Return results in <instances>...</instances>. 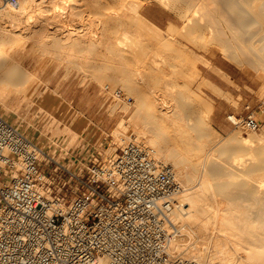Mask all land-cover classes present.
<instances>
[{
    "label": "rangeland",
    "instance_id": "obj_1",
    "mask_svg": "<svg viewBox=\"0 0 264 264\" xmlns=\"http://www.w3.org/2000/svg\"><path fill=\"white\" fill-rule=\"evenodd\" d=\"M37 1L40 4H38ZM54 1L55 3H53L52 0H35V2L31 1L33 4H31V2L28 4L36 7L35 3H37V7H40L41 9L43 7L44 10L46 7V14L48 17H51L54 13L53 8L55 10L58 2H60L58 0ZM71 1L72 0L69 2L66 1L65 4L63 3V6L68 8V6L71 5ZM74 2L71 6L74 11H70L71 13L69 16L67 15L65 19L64 16H62L63 19L60 17V20L58 17V19L54 18V25L49 26L50 28L48 27V32L50 30L48 38H50L49 40L46 38L47 41L44 43V48L39 47L40 45L37 44L38 42L35 40V36H29V39L27 37V39L25 37L23 38V35L19 30L20 28H15L14 30V27L16 26H11L12 24L10 21L0 20V27L8 29H6L7 38L9 40L8 45H10L8 54H10L11 57H14L22 66L32 73L35 78L33 77L34 79H32L31 84L33 86L38 84V86H36V94L33 100L29 101L22 94L14 93H12L9 98L2 99L0 101V116L38 146H54V142L59 143L60 141H63L65 137L66 141L70 139L68 146L72 144V141H75L77 137L78 139L83 137L84 139L89 138L91 140L102 138L107 140L103 151H106L108 147L107 145H111L110 147L112 151H114L112 154L114 155L116 153L115 151L123 148L127 144L126 142L130 139L135 140L137 139V136L139 137L137 141L141 138L144 139L145 136L151 135V131H155L157 126H154V120L152 118L145 120L140 114L132 115L135 110V97L128 93L126 87L121 85L120 79L116 78V80L111 83L106 82L103 79L102 72L97 70L98 68L109 66L106 72L110 76L115 74L117 70L126 68L133 72L129 77L138 81L143 89H151L155 92V99L158 104H162L163 101H166L167 104L169 103L172 105L173 103H177V105H180V107L183 108L186 104L188 105L191 103L190 108L192 107V113L194 116H197L200 108L206 101H209L212 104V111L207 119V127L204 129V132H202L203 139L194 132H191L190 128L186 129V132H180L182 135H179V130L176 129L177 125L171 127L168 125L167 121H164L166 119L158 118L156 123L163 126L168 125V128L165 127L164 132L170 141H176V148L178 146L177 149L180 150V153H178L176 157L178 156L182 161L190 158L193 162H198V165L200 164L199 175L202 174L203 177L205 176L204 180H207L206 182L207 184L209 183L210 187L212 186V189L208 187L210 190L208 192L213 196V200L215 199L217 207L220 202L223 201L236 209V215H238L237 219L238 217H241L238 219L239 224H243L244 226L240 225V228L243 227L244 229L246 224L247 226L250 225L248 228H252L255 226L256 222L262 224L263 221L257 220L252 211L255 202L252 201V199L249 201V198L246 199L247 197L244 198V193H241L242 188L241 190H236L237 188H234L237 186L239 189V184L242 179L246 178V176L243 177L244 174L242 175V172L244 173L243 167H246L248 164V166H250V162L252 163V161H254L253 159H250L251 156L254 155H251L250 152L247 151V149H251L252 146L247 149L245 147L244 149L243 147H240V149L238 145H234L235 147H228V149H225L222 152H217L218 154L213 152L210 156L209 153L211 152L209 150L213 148L214 145H219L224 142V139H227L230 135H236L238 137L240 136V138L248 139L250 135H264V131L242 132L235 129L227 119L225 129L223 131L219 130L212 123L211 116L216 103L214 98L209 94L211 85L206 83L205 78L214 79L216 81L218 79L212 74V68L210 69L208 67V60H210L211 65L212 62L216 64H226L233 72H238L239 70L243 71L248 76L247 78L250 80L252 86L255 89L259 88V91L255 92L258 96L257 101L252 103L250 99H247L243 104L249 103L252 106H255L260 101L264 102L263 63L260 65L252 63L254 62L253 60L256 59L254 54L247 55L240 54V52L239 54H233L236 56L237 61L226 58L221 51L224 48V44L221 43V40L226 38V34H218L217 32H214V34L207 36L206 31L202 32V30H196L201 34L199 36L196 34L194 35L193 31L195 28L191 23H186V21H184L183 16L185 13L183 9L181 10L178 3L173 4V2H175L173 0L168 3L167 1L164 2V0H74ZM28 4L26 3V6H30ZM43 12H46V10ZM142 16L146 17L149 22L143 21ZM119 17L122 19L120 20ZM20 19L22 21L20 25L24 24L26 15L22 13ZM43 22L46 23V21ZM99 22L103 27L102 29H105V27L108 28L106 33H109L106 35L104 32V39L106 38L105 42L107 39H115L117 36L114 34L116 27L117 30H119L121 26H125L126 28L129 27V29H131L132 32L127 28V32L131 33L129 36L130 39L132 38V43L129 44L127 51L122 53L123 58L114 55L110 56L109 54L111 53L100 48L93 49L91 52L82 51L75 46L70 47L71 50L67 49V47L71 46L69 45L70 43L65 42L66 38L63 39L67 36L65 34L67 31L70 29L75 31V35L72 38H90L93 37V32L98 29L97 24ZM116 23L118 26H116ZM151 23H154L160 29L155 31ZM59 26L60 31L58 32L56 30V33L55 29L58 27L59 30ZM66 27L68 29H66ZM63 29H65L66 32L63 31ZM112 29L114 30L113 32ZM53 30L55 33L52 32ZM60 33L61 35H59ZM192 34L196 37L191 38L194 37ZM200 46L202 47L200 48ZM225 49L227 51H232L231 48L229 50L226 46ZM84 54H93V57L96 58H94L95 60L93 61H90L91 58H88L87 61V58L85 59V56H83ZM261 55L260 58L264 57V54L263 56ZM79 61L86 64L82 67H78L76 62ZM89 62H91L92 65L91 63L88 64ZM143 63H148L149 65L143 66ZM95 67L98 68L96 69ZM215 69L216 68L213 67L212 71ZM215 71L216 73H219L217 72L218 69ZM136 72L138 73L136 74ZM105 84H108L107 88H105ZM2 88L3 86L0 87V92L3 90ZM114 90L122 91L125 96L130 98V102H126L121 99V97L115 96L113 94ZM2 96H0V99ZM220 96L226 99L230 106L234 107V109H236L235 111H237L238 100L240 97L235 98L225 94H220ZM149 98L151 101L155 102L154 96L153 98L152 96ZM227 114L228 113L225 114V117ZM121 121L124 125L123 128L125 129H123V132H125L124 135H126L125 137L127 138L124 137L126 141L123 142V144L121 141H119V144L116 139L117 137L112 133L113 130L119 129L116 128V126H118L117 123H120ZM193 121H191V123ZM190 134H192V136H190ZM248 143L251 145L253 143L254 145V142L252 141ZM241 154H243V160L241 159ZM249 155H251L249 157L250 160H246L245 158H248ZM244 160L246 162H244ZM167 162L171 163V161ZM216 164L222 166L223 172L228 174L224 173V176L227 181L229 180V186H234L233 188L231 187V190L233 189L234 192L233 190L231 191L233 193H231L230 200L228 201L221 197L216 198V196H218L217 188L212 182L213 180L211 177L208 176L212 171V166ZM171 165L173 166V169H177L172 163ZM237 166H240L241 168H238ZM182 169L183 171H187L189 166L184 165L182 166ZM224 169L226 171H224ZM208 170L209 173H207ZM257 173H251V177L257 176ZM226 176L227 178L229 176V178L227 179ZM206 177L208 178L205 179ZM198 181L199 179H195L187 185H183L182 188L184 187L185 191L195 188L198 185ZM188 187L190 188L186 190ZM250 210L253 213H251ZM183 227H178L184 230L180 231V229L179 235L175 237L173 241L180 247L174 249L177 255H180V252L184 254L186 251L185 249L191 248L193 244H196L197 242L196 237L193 236L192 232H188L189 230L185 231L186 227ZM202 247H204V245H202ZM205 254L204 250L201 264H205ZM217 261L218 260L216 259L215 264L219 263H217Z\"/></svg>",
    "mask_w": 264,
    "mask_h": 264
},
{
    "label": "built area",
    "instance_id": "obj_2",
    "mask_svg": "<svg viewBox=\"0 0 264 264\" xmlns=\"http://www.w3.org/2000/svg\"><path fill=\"white\" fill-rule=\"evenodd\" d=\"M226 119L264 131V102ZM69 141L38 146L0 116V264H201L171 247L182 186L170 164L136 142L105 158L106 139Z\"/></svg>",
    "mask_w": 264,
    "mask_h": 264
},
{
    "label": "bare ground",
    "instance_id": "obj_3",
    "mask_svg": "<svg viewBox=\"0 0 264 264\" xmlns=\"http://www.w3.org/2000/svg\"><path fill=\"white\" fill-rule=\"evenodd\" d=\"M31 1L35 2V0H18L16 3H11L9 1L4 2L2 5H0V20L10 21V23L12 24L11 26L13 25L16 26V27L13 26L14 30L15 28L18 29L20 28L19 30L22 33L23 38L24 37L28 38L29 36L31 37L32 35L33 37L35 36V40H37L38 43L35 42L34 40L33 41L39 44L40 45L39 47L41 48L44 46V43L47 41V39L49 40L50 38V37L48 38L50 32V30L48 32V27L54 25L55 22L54 18L58 17L60 20L61 18L63 19L62 16H64V19L66 18L67 15L69 16V14L71 13L70 11H74L71 8L74 0L70 2L71 5L68 6V8L64 7L63 5L66 3V1L69 2L70 0H58L60 2L56 1L58 2V5L56 6L55 10L53 8L54 13L52 12L53 14L51 17H48V15L46 14L47 13L46 7H45L46 12H43L45 11L43 7L42 9L40 7H37L38 4H40L38 1H37L38 4L35 3L36 7L28 4ZM165 1H167V3L172 2V0H164V2ZM173 1H175L173 2V4L178 3L181 10L183 9L185 13L183 16L184 21H186V23H191V25L195 28L193 31L194 33L192 32L194 35L196 34L197 36H199L201 34L196 30H200V31L202 30V32L206 31L207 36L214 34V32H217L218 34H222V33L226 34V38L221 40V43L224 44V46L222 44V46L224 47L223 49L225 50L224 51L222 49L221 51L226 58L233 61H237L236 56H234L233 54H239V52L240 54H247V55L254 54L256 59L253 60L254 62L252 63L255 64L257 63L258 65L263 63L264 65V57L260 58V55L262 54L261 56H263L264 54V0H173ZM33 2H31V4H33ZM52 2L55 3L54 0H52ZM26 3L30 6H26ZM22 13L26 15V20H24L25 21L24 24L20 25V23H22L20 19ZM119 18L120 20L122 19L121 17ZM43 21H46V23ZM143 21L149 22L146 17H143ZM97 25H98V29L95 32H93V37L90 38H72L75 35V31L70 29L69 31L66 32V30L63 29V31H65L66 32L65 34L67 35L63 39L66 38L65 42H68L70 43L69 45H71V46L68 45L69 47H67V49H70V47L75 46L76 48L82 51L91 52L93 49L100 48L111 53L109 54L110 56L114 55V56L122 57V53L127 51L129 44L132 43V38L130 39L129 36V34L131 35V33L127 32L128 31L127 28L129 29V27L126 28L125 26L124 27L121 26L119 30H117L116 26L118 25L116 23L114 34H116L117 36L115 37L114 40L110 38L112 41L107 39V41L105 42L106 38L104 39V34L106 33V31H108V28L105 27V29H102L103 27L100 22ZM151 25L153 26L155 31L157 29L158 30L160 29L154 23H151ZM6 29L4 27H0V87L3 86L2 88L3 90L0 92V94L3 95L0 96H2L3 98L1 97L0 101L2 99L9 98L12 93L22 94L29 101L33 100L36 94V89H37L36 86H38V84L33 86L31 83H32V79H34L35 77L32 75V73L27 68L22 66L21 63L17 61L14 57H11L10 54H8L10 45H8L9 40L7 38ZM66 29L68 28L66 27ZM56 30L59 32L60 26H59V30L58 27L57 29H55V32ZM113 31L114 30L112 29V32ZM129 31H131V29H129ZM52 32L55 33L54 30ZM193 34L192 36H194ZM59 35H61V33ZM195 37L196 36L191 38H195ZM225 46L228 47L229 50L231 48L233 53L232 51H227L225 49ZM201 47L202 46H200V48ZM83 56H85V59L87 58V61L88 58L89 59L91 58L90 61L91 60L93 61L95 60L94 58H96L93 57V54H84ZM208 62H209L208 67H210L211 66L210 60H208ZM76 63L78 67H82L83 65L86 64V63L83 64L80 61ZM90 63L91 62H89L88 64ZM144 65H149V64L143 63V66ZM263 65H262V70H264ZM108 68L109 66L105 68H98L97 70H99V72H102L103 79L108 83L114 82L116 78L120 79L121 85L123 87H126L128 93H130L135 97L136 99L135 110L133 111L132 115L140 114L145 118V120L152 118L154 120L153 123L154 126L155 127L157 126L155 131L150 130L152 132V133L150 132L151 135L145 136L144 139L141 138L139 141H137V139L139 138L137 136L136 137L137 139H135L136 141L132 139L130 140L128 139L129 141L127 140L128 142L126 143L129 144L132 142H136L139 145H141L143 148L152 151L153 157L158 162L167 163L170 165L172 163L177 168L174 169V172L181 186L187 185L189 182H192L195 179L196 180L199 179L198 185L195 188L189 189L190 187H188L186 188V190L189 189L188 191H185L184 187L181 188V190L176 195L177 200L170 214L172 221L177 225V227L179 226L186 227L185 231L189 230L188 232H192L193 236H195L197 240L196 244H193L191 248L185 249L186 251L184 250L185 251L184 254L180 252L179 256L187 260H192L202 263L201 261L203 260V254L205 250L206 253L205 264H215L216 259L218 260L217 263L219 262L220 264H264V135H257V136L250 135L249 138L247 136L248 139L240 138V136L238 137L236 135H230L227 137V139H224V142L220 143L219 145H214L213 148L209 150L211 152L209 153L210 156L212 155L213 152L216 153L222 152L225 149H228V147L231 148V146L234 145H238L239 148L243 147V149L244 147L247 149L248 147L250 148L252 146L251 149H249L250 151L248 149L247 151L254 156L249 155L248 158L245 159L248 160L249 157L251 156L250 159H253L254 161H252L253 164L250 162L251 164L250 166H248L249 165L248 164L246 165V167H243L244 173L242 172V175L244 174L243 177L246 176V178L242 179L241 183L239 184L240 186L239 189L237 186L235 187L232 185L229 186L228 184L229 180L227 181L224 176V173L226 172H223V167L220 166L219 164L212 166L211 173H209V170L207 172L210 174L208 176L211 177V179L213 180L212 182L217 188L218 196H216V198L221 197L226 201L230 200L231 193L234 192L233 189H232L233 192H231L232 191L231 187L232 188L234 187L237 188L236 190H241L242 188L241 193H244L245 195L244 198L247 197L246 199L249 198V201H251L252 199V201L255 202L254 203L255 205H253L254 207L251 206L253 207V210L252 208L251 210L254 212L255 214L254 216L257 218V220L263 221V223L260 224V222L258 223L255 221L256 222L255 226L252 228L251 227L248 228V226L250 225L247 226V224L246 225L244 224L246 227L243 229L244 227L243 224L242 225L239 224L238 221V219L241 217H238L237 219L238 215H236L237 214L236 209L232 208L226 202L223 201L220 202L219 206L217 207L216 205L217 203H215L216 202L215 199L213 200L212 198L213 196L208 192L210 191L208 187L211 188L212 186L210 187L209 183L207 184L206 182L207 180H204L205 176L203 177L202 174L199 175L200 164L198 165V162H193L190 158H187L185 161L179 159L178 156L177 158L176 155L180 153L179 152L180 150L177 149L178 146L176 148L177 145L176 141H170L164 132L165 127L168 128V125H170L171 127L177 125L176 129L179 130L178 132L179 135H182V133L180 132L183 131L186 132V129L190 128L191 132H194L195 134H197L199 137L202 138L203 136L202 132H204V129L207 127L206 126L207 119L212 111V104L209 101H206L202 107L200 106L201 108L197 113L198 114L197 116H194V114L192 113V107L190 108L191 103L188 105L186 104V106H184L183 108L180 107V105H177V103H173L172 105L168 103L169 104L168 105L166 101H163L162 104H158L157 100L155 99V92L153 90L150 89L151 90L150 91L143 89L138 81L131 79V77H129V75L131 76V73L133 72L127 70L126 68H121L117 70L115 74L110 76L106 72ZM137 73L138 72H136V74ZM206 83L210 85L208 81H206ZM107 86L108 84H105V87ZM151 96L152 98L154 96L155 102L150 100L149 97ZM158 118L166 119L164 121L165 122L167 121L168 125L163 126L156 123V120ZM191 121L193 122L191 123ZM117 124L118 126H116V128L119 129L113 130L112 133H114V136L117 137L116 138L117 141L118 142L121 141V143L123 144V142L126 141L124 139L126 135H124L125 132H123L124 125L122 124V121ZM190 136H192V134H190ZM251 141L254 142V145L253 143L252 145L248 143ZM110 146H108L105 151V154L107 155V156L105 155V158L110 157V155L114 152L112 151ZM247 151L246 153L248 154ZM242 155L243 154H241V156ZM161 158H163L164 160ZM242 158L243 156L241 157V159ZM167 161H171V163ZM244 162L246 161L244 160ZM184 165L189 166V169L187 171H183L182 166ZM230 165L233 166L232 164ZM224 171L226 170L224 169ZM251 173L252 174L257 173V176L251 177L252 176ZM207 178L208 177H206L205 179ZM251 210L250 212L253 213ZM240 225L243 227L240 228ZM180 229L181 228H179V230ZM183 230L181 229L180 231ZM202 245H204V247H202ZM171 247L172 249H177L179 245L172 242Z\"/></svg>",
    "mask_w": 264,
    "mask_h": 264
},
{
    "label": "crops",
    "instance_id": "obj_4",
    "mask_svg": "<svg viewBox=\"0 0 264 264\" xmlns=\"http://www.w3.org/2000/svg\"><path fill=\"white\" fill-rule=\"evenodd\" d=\"M218 69L216 71H212L213 67ZM212 65L209 67L212 68L211 72L218 79H206L208 83L211 85V90L209 91L210 96H212L215 100L216 105L214 106V110L211 116L212 123L221 131L225 129V124L227 123L225 114L235 111L234 107L230 106L228 101L224 99L222 95H229L235 98L240 97L238 100V108L235 112H241L243 108V102L245 100L250 99L252 103H255L258 99V96L255 92L259 91V88H254L248 80V76L241 70L238 72H233L231 68H229L226 64H216L212 62Z\"/></svg>",
    "mask_w": 264,
    "mask_h": 264
}]
</instances>
